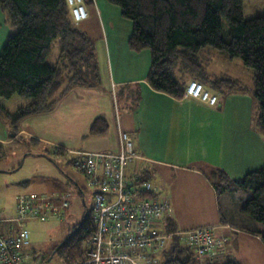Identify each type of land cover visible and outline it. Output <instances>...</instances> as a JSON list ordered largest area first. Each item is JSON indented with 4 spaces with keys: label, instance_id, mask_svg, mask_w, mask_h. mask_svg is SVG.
<instances>
[{
    "label": "crops",
    "instance_id": "crops-1",
    "mask_svg": "<svg viewBox=\"0 0 264 264\" xmlns=\"http://www.w3.org/2000/svg\"><path fill=\"white\" fill-rule=\"evenodd\" d=\"M86 6L87 19L76 24L95 41L101 80L96 85H76L51 110L23 117L17 133L0 115V147L20 138H36L35 143L50 147L57 158L67 150L118 152L120 132H130L143 157L130 163L135 173L128 172L165 177L163 197L172 202L171 217L178 231L218 226L216 233L224 237L218 262L236 256L241 264H264L261 236L220 221L216 191L205 172L222 167L238 179L264 167V129L258 124L253 87L240 86L225 92L211 89L216 78L247 83L242 75L235 76L216 63L221 58L230 64L235 60L210 48L198 53L201 67L197 69L179 60V74L175 71L178 80L186 84L201 74L210 90L219 94V103L209 106L194 98L178 99L156 91L148 82L151 50L130 49L133 22L122 16L121 7L109 0H86ZM5 18L0 8V53L10 29ZM254 74L250 73L248 79L251 85ZM100 117L108 123L107 131L91 134L93 121ZM52 192L70 194L72 199L66 189ZM16 206L17 203L15 211Z\"/></svg>",
    "mask_w": 264,
    "mask_h": 264
},
{
    "label": "trees",
    "instance_id": "trees-1",
    "mask_svg": "<svg viewBox=\"0 0 264 264\" xmlns=\"http://www.w3.org/2000/svg\"><path fill=\"white\" fill-rule=\"evenodd\" d=\"M109 1L120 6L122 16L133 22L130 49L151 50L147 80L156 91L181 99L192 80L186 84L178 80L175 71L179 60L197 69L201 67L198 53L202 49L218 50L232 60L240 58L246 67L254 70L253 101L258 124L264 129V14L246 19L245 0ZM0 8L10 27L0 53V96L7 99L19 94L31 98L30 104L14 112L0 104V115L17 133L18 122L23 117L51 110L76 85L98 84L100 65L95 41L77 26L67 0H0ZM224 21L229 24V39L224 34ZM58 37L60 56L56 64H51L48 59L52 42ZM203 78L199 74L192 79L204 83ZM212 82L211 89L219 92L240 89L239 82L229 77ZM107 129L108 123L100 117L93 121L90 133L101 135ZM24 142L32 144L37 140ZM5 154L6 149L0 147V159ZM63 158L71 163L65 154ZM205 172L216 191L220 221L259 235L264 241V167L238 179L222 167ZM144 173L142 177L149 179ZM83 216L53 253L61 255L68 264L86 258L89 238L96 230L92 211L87 210ZM166 224V232L173 237L161 254L164 264H241L236 256L223 262H218L220 258L216 262L201 261L195 257L192 246L176 234L175 219L168 217Z\"/></svg>",
    "mask_w": 264,
    "mask_h": 264
},
{
    "label": "built area",
    "instance_id": "built-area-1",
    "mask_svg": "<svg viewBox=\"0 0 264 264\" xmlns=\"http://www.w3.org/2000/svg\"><path fill=\"white\" fill-rule=\"evenodd\" d=\"M67 2L76 22L87 19L86 0ZM184 97L209 106L219 103V94L195 79L187 85ZM120 133L118 152L78 149L64 153L83 173L88 187L94 189L92 215L96 230L89 238L86 258L74 264H156L157 257L173 237L166 232V220L173 214L171 200L158 195L150 178H143L141 173L129 174V163L143 155L137 150L130 132ZM70 204L71 196L66 193L22 194L14 215L8 219L0 216V223L18 222L17 229L10 227L0 233V264H36L33 254L20 250L21 246L31 243L28 220H66ZM217 228L215 225L199 226L176 234L186 245L192 246L195 257L203 262H216L224 242V237L216 233Z\"/></svg>",
    "mask_w": 264,
    "mask_h": 264
},
{
    "label": "rangeland",
    "instance_id": "rangeland-1",
    "mask_svg": "<svg viewBox=\"0 0 264 264\" xmlns=\"http://www.w3.org/2000/svg\"><path fill=\"white\" fill-rule=\"evenodd\" d=\"M244 11L246 19L264 14V0H245ZM228 31L229 24L224 21V34L229 39ZM60 40L61 38L58 37L52 42L51 56L48 59L51 64H56L60 56ZM216 63L235 76L242 75L246 78L244 81L247 83L239 82L238 86L253 87L254 82L251 85L248 79L251 78L250 73H254V71L250 67H246L240 58L235 59L233 64L222 58L218 59ZM176 72L179 74L178 71ZM30 100L31 98H25L19 94L7 99L0 96V104L11 112L16 111L20 106L30 104ZM24 141V139H20L14 144L4 146L6 154L0 159V216L8 219L14 215L12 211H15L18 197L22 193L45 195L57 189L70 191L73 205L69 209L67 219L51 218L47 221L39 218L29 219L31 243L20 248L23 253L33 254L36 264H68L61 255H53V251L70 234L72 227L84 217L86 211L93 210L95 206L94 189L88 187L80 170L76 169L67 159L54 156L50 147L39 143L25 144ZM128 169L132 173L136 171L132 164L128 165ZM149 178L159 189L158 195L163 197L166 191L165 177L157 175ZM10 227L17 229L18 222L0 223V233H5V229ZM84 247H86V242ZM50 257L52 258L49 260ZM157 259L159 260L156 264H164L161 256H158Z\"/></svg>",
    "mask_w": 264,
    "mask_h": 264
},
{
    "label": "flooded vegetation",
    "instance_id": "flooded-vegetation-1",
    "mask_svg": "<svg viewBox=\"0 0 264 264\" xmlns=\"http://www.w3.org/2000/svg\"><path fill=\"white\" fill-rule=\"evenodd\" d=\"M59 244H60V243H59ZM58 246H59V245H58ZM58 246H57V248H58ZM55 250H56V249H55ZM55 250H54V251H55ZM54 251H53V252H54Z\"/></svg>",
    "mask_w": 264,
    "mask_h": 264
},
{
    "label": "water",
    "instance_id": "water-1",
    "mask_svg": "<svg viewBox=\"0 0 264 264\" xmlns=\"http://www.w3.org/2000/svg\"><path fill=\"white\" fill-rule=\"evenodd\" d=\"M52 257L49 258V260L51 259Z\"/></svg>",
    "mask_w": 264,
    "mask_h": 264
}]
</instances>
